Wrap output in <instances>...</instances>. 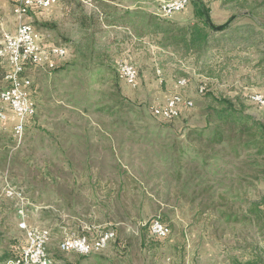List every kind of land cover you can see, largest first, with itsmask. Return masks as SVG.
I'll return each instance as SVG.
<instances>
[{
    "label": "rangeland",
    "instance_id": "rangeland-1",
    "mask_svg": "<svg viewBox=\"0 0 264 264\" xmlns=\"http://www.w3.org/2000/svg\"><path fill=\"white\" fill-rule=\"evenodd\" d=\"M164 1L140 0L145 9L128 14L126 5L136 0H64L26 19L48 42L66 46L68 57L61 70L27 71L38 113L23 141L13 136L12 116L2 125L0 256L24 243L16 202L2 196L11 183L30 200L29 223L51 230L48 251L54 264H247L254 255L264 264V172L258 167L264 157L246 150L237 154L235 140L232 148L204 132L207 110L220 98L264 124V107L250 100L252 94L264 95V0H203L207 6L217 1L214 24L233 19L226 31L211 32L208 46L197 51L173 36L181 27L201 23L194 0L168 18L160 12ZM14 4L0 0V42L17 28ZM160 21L167 23L166 39L155 32ZM119 59L137 67L139 87L120 79ZM0 67L6 70L1 59ZM169 67L188 80L187 87H164L156 71L163 75ZM201 85L207 87L202 95ZM6 86L1 76L0 90ZM176 92L194 106L173 123L155 118L151 107L159 97ZM62 127L70 128L72 138L81 136L83 128L93 141L100 134L106 137L102 165L114 185L109 188L113 202L79 197L71 199L82 202L69 203L68 167L96 164V146L91 144L86 153L72 148L69 157L68 134L55 135ZM57 178L65 185L61 198L55 194ZM85 180L88 186L90 180ZM254 204L260 206L258 214L251 213ZM157 216L171 228L164 240L152 237L147 227ZM82 222L115 229L117 257L62 252L65 234L82 233Z\"/></svg>",
    "mask_w": 264,
    "mask_h": 264
},
{
    "label": "built area",
    "instance_id": "built-area-1",
    "mask_svg": "<svg viewBox=\"0 0 264 264\" xmlns=\"http://www.w3.org/2000/svg\"><path fill=\"white\" fill-rule=\"evenodd\" d=\"M64 0H15L13 14L17 20V28L13 33H4L0 42V59L6 63L4 80L7 86L0 90V133L2 125L7 123L11 116L14 122L13 136L18 143L23 141L29 121L37 114V104L31 91L32 81L26 75L27 69H44L55 71L66 61L68 49L66 46L48 42L36 27L28 22L33 13L42 12L56 7ZM208 1V0H205ZM191 0H166L161 5V14L164 17L184 11ZM116 70L119 77L129 87L139 85V71L127 59L116 61ZM160 74V70H158ZM176 85L185 88L188 85L186 78H180ZM206 85H201L199 94H205ZM252 103L264 107V95L255 93L250 96ZM194 106L192 99L183 94L173 93L165 103L153 105L152 115L165 122L173 123L178 120L183 111ZM3 198L16 202L18 228L24 234V243L14 248V255L4 264H54L48 251L52 240L51 230L33 226L29 223L30 200L24 190L6 183L2 191ZM152 237L160 240L168 238L171 228L162 221L161 216L152 219L148 224ZM117 239L115 229H104L93 234L69 231L60 243V250L64 253H75L80 256L104 253Z\"/></svg>",
    "mask_w": 264,
    "mask_h": 264
},
{
    "label": "trees",
    "instance_id": "trees-1",
    "mask_svg": "<svg viewBox=\"0 0 264 264\" xmlns=\"http://www.w3.org/2000/svg\"><path fill=\"white\" fill-rule=\"evenodd\" d=\"M193 6L196 17L201 20V23L181 27L179 28V34H174L173 36L177 39V42H184L189 50H204L209 44L211 32L220 33L226 31L233 18L231 17L224 24L216 25L212 21L210 8L203 0H194ZM127 13L130 14V11H127ZM166 24L164 21H160L154 25L155 32H161L165 39L168 35V30L165 29ZM63 67L64 65H60L55 71L61 70ZM4 75L5 69L3 70L0 67V78L1 76L4 77ZM214 100L216 107L208 108L206 113L207 127L204 132L209 133L208 138L218 143L227 141L232 148L234 145H231V143L235 140L234 150L237 154L239 150H246L253 152L256 157H264V124L255 119L254 116L246 114L245 109L238 108L228 99L220 98ZM228 129H230L229 133H227ZM258 167L263 168V173L264 165L259 163ZM257 211L260 212V206L254 204L251 208V213L258 214ZM229 219H231V216H229ZM13 255L14 250L13 254L5 252L0 256V264H4ZM261 260V257L254 255L247 264H263Z\"/></svg>",
    "mask_w": 264,
    "mask_h": 264
},
{
    "label": "crops",
    "instance_id": "crops-1",
    "mask_svg": "<svg viewBox=\"0 0 264 264\" xmlns=\"http://www.w3.org/2000/svg\"><path fill=\"white\" fill-rule=\"evenodd\" d=\"M142 3L141 6L144 5V3L146 2H140V0H136V3L134 2H130L128 5H126V10L132 12L133 10H144L145 8L140 7L138 4ZM148 4H146V7H148L149 2H147ZM217 6V1H212L211 4H209V8H210V15L212 17V13H213V7ZM39 12H37L38 14ZM178 62H180L182 64V61L178 60ZM137 64V63H136ZM183 65L180 67L179 65L176 67L178 68L177 70H182ZM34 68H30L27 69V71H31ZM44 70V69H43ZM159 69H157L156 72H158ZM26 71V74L28 73ZM164 74L163 75H159L160 77V82H162L164 84V87H177L176 82L180 79L177 72L172 73V68H167L166 70H163ZM166 71V72H165ZM161 74V73H160ZM139 85L141 84V80H142V75L139 73ZM164 76V77H163ZM179 78L177 80H174L176 78ZM138 85V87H139ZM148 85V84H147ZM171 95L164 93L159 97V101L157 104L154 105H159V104H163L166 102V100L170 97ZM38 113V112H37ZM37 115V114H36ZM33 119V118H32ZM81 120V119H80ZM84 120V119H82ZM30 122V121H29ZM88 124L90 123L89 121L87 122ZM67 124H70V122L68 121ZM81 127H79L80 129ZM61 132L58 131L55 135L58 136V138L61 136V134H68V144H67V148L69 149V157H71V149H78L85 151L89 150L91 147V144H93V146H96L94 149V157H95V161H97L96 164H90V163H85L84 165L81 166H76V165H72L70 168L68 167V174H69V179L67 182V188H69L70 190L67 193L68 198H89L88 200L94 202V203H98V204H108L112 201V197H113V193L111 192L113 189H109L112 188L114 185H110L108 182V178L107 175L105 174V166L102 165V151L103 153L106 151L104 144L106 141V137H104L102 139V135L100 134L99 138H94V141L91 140V134L88 133L89 129L88 128H83L80 129L81 132V136L76 135L73 138L71 137V130L70 128H65L62 127L61 128ZM89 134V137L86 138L85 136ZM106 136V135H104ZM60 140V139H59ZM76 155V154H75ZM71 163V162H70ZM90 180L89 185L87 186L86 180ZM61 179L57 178L56 182H57V194L58 197L61 198L62 191H60L61 188L65 187L64 185V181L60 182ZM87 201V199H85ZM85 200L83 202H85ZM82 201L80 200H72L69 203H80ZM83 228L82 233H86V234H93L96 233L98 231L104 230L100 225L96 226V225H87L86 223L82 222V224L80 225ZM147 226L144 225V227ZM118 234H117V239L110 245V247L104 252V254L106 255L107 258H112L113 257H117V253L119 252V247L116 245H120L117 244L118 242ZM229 259H227V263H228Z\"/></svg>",
    "mask_w": 264,
    "mask_h": 264
}]
</instances>
